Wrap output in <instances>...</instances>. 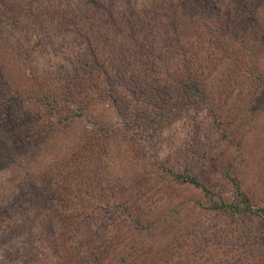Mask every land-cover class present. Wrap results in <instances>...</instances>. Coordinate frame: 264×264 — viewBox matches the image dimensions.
Instances as JSON below:
<instances>
[{"label":"trees","instance_id":"1","mask_svg":"<svg viewBox=\"0 0 264 264\" xmlns=\"http://www.w3.org/2000/svg\"><path fill=\"white\" fill-rule=\"evenodd\" d=\"M228 1L0 0V172L63 136L75 120L90 124L72 139L68 156L57 151L40 172H26L15 210L32 207L37 231L13 245L5 235L16 226L2 230L0 264H173L179 239L166 248L152 242L156 232H170L183 205L159 217L140 202L156 204L163 194L171 199L182 187L204 193V210L257 219L256 235L245 228L241 234L247 263L264 264V178L247 185L238 157L225 171L232 200L216 199L204 183L213 157L197 164L182 152L185 159H177L184 166L156 159L144 172L120 179H111L105 160L117 129L136 142L132 130L161 132L193 104L208 108L223 140L243 144L233 118L241 108L245 116L264 111L258 63L264 0ZM248 72L252 82L245 88ZM210 86L219 93L213 104ZM234 97L240 103L226 108ZM98 103L114 108L117 127L87 113ZM152 193L162 197L151 199ZM98 221L101 231L79 239Z\"/></svg>","mask_w":264,"mask_h":264},{"label":"rangeland","instance_id":"2","mask_svg":"<svg viewBox=\"0 0 264 264\" xmlns=\"http://www.w3.org/2000/svg\"><path fill=\"white\" fill-rule=\"evenodd\" d=\"M227 3L230 2L227 0ZM259 40V45H261L259 49L262 50V53L258 63L261 72L264 73V42L262 41L264 37L259 38ZM229 61V59L224 60L222 66L225 68L230 66ZM250 75L251 72H248L243 76V87L245 88L249 87L252 82ZM214 86L209 88V92L213 97L211 104L218 100L219 95ZM236 98L234 97L226 108L240 103ZM180 105L183 106V104ZM182 111L183 114L176 116L171 123L167 122L161 132L154 133L152 131L148 134L140 131L137 135L139 130L137 128L132 130L133 135L139 137L136 142H127L128 137L126 140L123 138V130L117 129L113 135L114 137L110 139L111 148L105 154L108 171L112 175L111 179H120L124 175L133 178L135 174L144 172L145 168L146 170L150 168L156 159L160 161L169 159L176 165L182 163L181 165L184 166L183 162L178 160L185 159L184 156H181L182 152L190 153V157L197 164L208 162L213 157V168L207 171L204 183L211 188L216 199H219L220 196L227 200L234 198V188L225 179V171L234 157H238L237 161L234 162L243 164L240 171L242 177L246 179L247 185L252 186L258 183V180L264 178V115L261 114L264 111L261 110V113L255 116H245V110L241 108L240 115L237 114L233 118L235 128L238 130L237 139H240L241 136L244 137V142L240 146L237 144L232 145L222 139L218 129L213 126V117L208 108L200 104H193L187 109L182 107ZM87 113L99 121L111 124L112 127H117V124L120 123L114 108L106 103L96 104ZM87 119L75 120L72 123L73 126L65 134H62L63 136L42 145L39 149L29 151L18 162L0 172V234L2 230L9 229L7 227L16 226L14 233L7 231L5 235L6 239H11L13 245H17L25 237L28 238V234L32 231L33 235L37 231L33 220L32 207L25 205L21 206V210H15L20 206L18 198L20 200L23 193L21 185L23 186L22 182L25 179L26 172L28 169H31L34 173L40 172L45 165L53 160L57 151L60 153L65 150L60 154V158L68 156L71 147L74 148L73 143L75 141L73 142L72 139L83 133L80 128H88L90 125ZM68 136L70 138H66ZM151 195L154 196H151V199L156 200L162 197L153 193ZM163 195L164 200L157 202L158 206L157 203H148L151 201L149 198L148 202H140V204L143 211H148L150 205H152L153 208H156V215L159 217L164 214L167 215L178 206L183 205L180 212H177L179 213L176 216L177 221L169 227L170 232L165 233L166 235L159 231L156 232L155 238L158 240L152 242L158 245L155 246L157 248H166L169 245L174 247L175 244L173 243L179 239L180 248L178 246L176 248L178 254L173 264H184V261H188L189 258H192L194 264H204L207 259L213 264L222 263L223 261L225 263L250 264L247 263L246 255L248 253L245 251L248 245H244L246 240L241 233L242 229L245 228L247 231H253L256 235V232L260 229L257 219L249 217L231 219L221 213H218V215L215 212L200 208V203L205 201L204 193L194 187L179 188L177 194L171 199L167 198L165 194ZM24 208L28 209L27 213L22 211ZM4 211L8 212V216H3ZM100 223V221L92 222L88 225L79 234V239H89L93 235L92 232L100 230ZM195 232H197L196 235ZM225 241L228 243L227 245H225ZM232 244L237 245V248H229ZM1 247L0 260L3 261L2 257L6 251ZM193 249L199 250L198 254H191L187 258L182 256L187 251H193ZM204 250L206 251L203 254Z\"/></svg>","mask_w":264,"mask_h":264}]
</instances>
